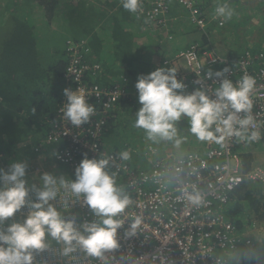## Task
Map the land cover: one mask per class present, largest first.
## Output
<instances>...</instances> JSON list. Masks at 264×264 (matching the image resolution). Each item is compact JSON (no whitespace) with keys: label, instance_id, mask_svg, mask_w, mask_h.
<instances>
[{"label":"built area","instance_id":"2783aa9c","mask_svg":"<svg viewBox=\"0 0 264 264\" xmlns=\"http://www.w3.org/2000/svg\"><path fill=\"white\" fill-rule=\"evenodd\" d=\"M176 1L192 21L202 29L207 27L208 22L198 8L197 0ZM141 4L142 11L131 14L145 24L143 31L168 32L169 3L141 0ZM212 16L219 26L225 24L226 20L216 16L215 11ZM65 44L68 60L62 77L65 88L80 90L93 107V113L87 123L73 125L64 116L63 109L68 102L64 93L56 118L45 123L48 135L34 151L19 159L0 153V189L11 186L3 177L11 175L14 163H22L25 176L21 179L28 193L22 209L0 222V231H6L12 223L23 224L36 210L32 204L41 202L38 192L45 190L43 176L48 174L56 181L50 186L56 193L55 198L48 204L55 208L61 219L72 223L76 234L87 237L89 233L85 226L100 223L101 218L86 203L85 194H77L70 187L75 182L72 175L76 178V169L87 158L106 160L104 171L113 177L122 196L130 200L123 212L113 217L122 222L116 232L117 246L93 255L77 240L67 243L46 231V247L28 250L33 257L32 264H227L230 255L239 247L253 248L254 240L249 239L247 231L237 232L226 216V208L233 193L243 185H264V168L259 165L246 168L243 160V153L250 148L247 146L264 138V54L248 51L234 59L222 57L214 50L192 46L180 51L173 59L165 60L164 64L175 68L177 80L184 84L182 90H176L178 94L203 91L214 101L218 99L216 92L224 79L235 86L245 74L254 77L256 84L249 94L251 109L235 113L237 120L251 117L252 122L243 128L239 123L233 124V129L241 131L242 137L218 133L224 136L223 141L208 146L205 152L193 148L187 153L177 150L158 155V149L149 146L151 153L147 156L151 158L152 166L149 170H141L132 167L129 159L122 158L121 154L128 150L116 148L110 151L104 141L109 120L119 110V104L131 94L126 75L120 77L123 84L113 88L96 84L93 79L102 74L105 67L91 59L89 41L68 38ZM224 67L229 71L217 77L215 73ZM132 88V98L138 97L137 89ZM228 111L235 110L229 107ZM227 115L224 113L225 118ZM253 132L259 133L258 139H251ZM46 165L48 169L44 170ZM62 166L72 169L69 173L62 172L64 180L52 173ZM192 195H199L198 203L189 199ZM137 220L139 223L133 229Z\"/></svg>","mask_w":264,"mask_h":264},{"label":"trees","instance_id":"16d2710c","mask_svg":"<svg viewBox=\"0 0 264 264\" xmlns=\"http://www.w3.org/2000/svg\"><path fill=\"white\" fill-rule=\"evenodd\" d=\"M43 1H47L48 5L50 3L54 5L56 2V0ZM165 1L169 3L175 0ZM233 1L197 0V6L208 24L202 29L189 18L190 22L194 23L191 33L195 32L197 35L208 33L213 36L216 31L228 30L230 35L234 34L235 45L238 47L237 49L233 45L229 47L227 50L229 57L239 58L248 51L253 54L261 52L264 54V45L251 44L245 34V27L248 29L249 23H253L252 15H243L241 12L245 0H240L236 4H232ZM12 2L16 7L17 2ZM225 2L234 10V15L230 20H226L223 26H219L212 13L217 3ZM169 5L170 11L177 7L174 3ZM121 8L124 18L113 21L110 27L112 36L107 34L100 37L95 30L96 24L102 25L106 19L107 11L102 6L96 4L88 6L81 1L80 5L71 11L70 17L62 16L61 25L68 26L74 39H87L92 49V56L94 52L95 59L105 67L102 74L93 79L96 84L113 88L116 84H123V79L120 77L125 74L128 80L126 84L135 87L139 76L148 75L158 68H169L164 64L168 57L165 60L161 57H152L151 52L162 51L168 54L171 51L177 53L174 50L187 49L191 45H198L202 49L213 46L207 35L203 37V41H191L174 50H168L166 38L163 36L155 41L157 43H150L146 36L136 34L135 31V33L131 32L132 28L128 24L126 26L128 30L124 29L123 22L132 19L128 20L131 13ZM15 10L19 9L12 8L11 13H5L4 6L0 4V153L13 155L19 159L34 151L40 141L48 135L49 130L45 127V123L56 118L61 106V99L66 90L62 77L68 60L65 53L66 44L63 46L66 39L63 33L51 30L49 33L47 30L39 32L37 28L39 25H36L32 16H24L23 13ZM100 16L102 18L97 21L95 18ZM185 16L189 17L188 13L185 12ZM102 28L110 30L104 25ZM133 46L136 47L135 51ZM46 53L47 55L44 56ZM155 57L156 62L150 63ZM117 63L121 64L122 68ZM224 69L225 67L220 71L223 72ZM141 107L138 97L119 104V110L114 113L115 116L107 125L104 139L106 144L114 135L129 134V132L133 135L134 131L143 129L136 127L135 119ZM186 123V118L174 122L176 130L183 134L180 140H184ZM122 127L123 130L119 131ZM210 130L213 131L212 128ZM243 159L249 168L252 155L250 153L243 155ZM226 216L239 234L245 231L253 234L257 231L260 228L257 223H264V185L246 184L237 189L226 208ZM254 245L256 247L241 253L233 264H264V242Z\"/></svg>","mask_w":264,"mask_h":264},{"label":"clouds","instance_id":"9594fccd","mask_svg":"<svg viewBox=\"0 0 264 264\" xmlns=\"http://www.w3.org/2000/svg\"><path fill=\"white\" fill-rule=\"evenodd\" d=\"M121 4L130 13L142 11L141 0H121ZM185 12L187 13V11ZM215 15L223 17L224 20H230L234 15V10L226 2L217 3ZM149 33L159 35V33ZM165 33H167V38L172 36L170 29ZM192 46L198 45H191L187 49ZM200 49L202 48L200 47ZM206 49L216 52L214 46ZM164 56L165 53L158 52L157 57L165 60L167 57L164 58ZM225 58L232 57L227 55ZM167 59L170 60L171 58L168 57ZM154 62H156V58ZM228 71L229 69L225 68L223 72H216L215 75L221 77ZM211 75L210 71L209 76ZM255 84V78L247 74L235 86L230 80L224 79L216 92L218 99L214 101L210 100L203 91H196L189 95L178 94L176 90H182L184 84L177 80L176 69L158 68L148 75L139 76L135 84L134 88L138 91V101L142 105L137 113L136 127L145 129L149 138L158 136L162 139L171 140L177 132L174 122L182 116H186L185 118L190 120L187 124L186 133L191 134L195 141L201 140L198 142L197 148L205 152L208 146L223 141L224 136H219L218 133L223 132L228 136L242 137V132L234 130L233 124L239 123L243 128L252 122L251 117L237 120L235 113L247 112L251 109L252 103L249 94ZM132 89H130L131 94L128 99L132 98ZM65 95L68 102L63 109L64 116L73 125L79 126L87 123L93 113V107L87 103L82 92L66 89ZM229 107L235 111L229 112ZM226 112L228 115L225 118L224 113ZM213 124H217V127L214 128ZM211 128L214 132L210 130ZM181 137L180 135L176 143H181L183 149L187 143L185 139L180 140ZM258 137L259 133L257 132H253L251 135L253 140L258 139ZM253 147L257 146L253 145ZM248 153L252 154V151L247 149L243 155ZM121 155L125 160L129 158L127 152ZM107 163L106 160L83 159L76 169V181L70 185L73 192L85 194L86 203L94 210L95 215L101 218L100 223L85 226V231L89 233L87 237L76 234L72 223L61 219L55 208L48 204L49 200L55 198L56 193L50 186L54 185L56 181L51 175L45 174L43 176L45 190L38 192V199L41 202L32 204L36 210L26 218L23 224L12 223L6 231H0V264H32L33 257L28 250H41L46 247L44 243L46 231L50 236L63 239L67 243L77 240L93 255H100L102 249L115 248L117 246L116 232L122 222L113 217L123 212L130 200L127 196H122L120 190L115 187L113 177L104 171ZM24 176L25 165L14 163L11 175L3 177L4 180L11 183V186L0 189V222L13 217L25 205L28 193L25 182L21 179ZM60 182L61 184L64 183L63 180ZM189 199L198 203L200 197L199 195H192ZM46 205L47 207H45ZM138 223L139 220L132 225L133 229ZM251 249L247 246L239 247L230 255L227 264H233L234 261L238 260L241 253Z\"/></svg>","mask_w":264,"mask_h":264},{"label":"rangeland","instance_id":"374dc122","mask_svg":"<svg viewBox=\"0 0 264 264\" xmlns=\"http://www.w3.org/2000/svg\"><path fill=\"white\" fill-rule=\"evenodd\" d=\"M32 1H35V3L42 9L41 10L38 8L36 10V14L43 13L42 16L37 15L39 18L47 17L49 15V13L46 12V9L48 7L47 1L42 2V0H18L16 1L17 2L16 8L19 9L20 13L26 14L30 10ZM236 1H240V0H234L232 4H234ZM169 3H174L177 6L171 9V11L168 14V21H167V25L170 31L178 35L173 40V42L175 43L174 46L175 48L183 47L186 44L190 43L191 41H203V37L206 35L209 42H213V46L216 52L222 57L227 56V50L231 45H233L236 49L238 48L235 45L236 39L234 37V34L230 35V31L228 30L223 29L216 31L213 35L214 37L208 35V33H203L200 35H197L195 32L191 33V29H193L194 23L186 22L183 19L184 18L183 12H185V10L181 6H179L176 0ZM0 4L4 6V12L6 13L9 9L8 2H5V0H0ZM242 7L243 9L241 10V12L243 15L250 14L253 17V23H249L248 29L247 27H245L246 29L245 34L247 35L249 42L256 46H263L264 45V0H245V2L243 1ZM7 13H9V11ZM137 22L141 23L140 30L144 29L145 24H142L141 20L139 19H137ZM140 30L138 29V31ZM148 33L149 32L145 33L146 38H148L149 40L148 42L152 41L154 43L155 41H157V39H159L160 36L167 37L166 33H162L155 36H150L148 35ZM149 36L152 38H149ZM252 38L253 40L251 41ZM92 58L93 57H91V59ZM170 58L173 59V57ZM150 63H153V61H151ZM185 117L186 116H182L181 118H185ZM135 119H137V117ZM189 122L190 120H187L186 124H188ZM121 130H123V127L119 129V131ZM134 132H135L134 136L136 137L135 141H133V135H131L130 132L129 134L124 133L120 135H114L112 138L108 139L109 143L107 142V148L110 151L114 150L115 148L128 150V157H129L128 159L132 167L141 170H147L152 166V164L150 166L151 158L147 156V154L151 153L149 146L158 149V155H163L164 152L161 150V147L164 146L163 148L167 149L168 145H173L174 142L177 139H179L180 136L179 133L176 132V136L173 139L168 140V139H162L158 136L155 138H149L148 133L145 129H139ZM185 134H186V141L188 142L193 136L189 133H185ZM144 144L147 146V148H144ZM255 145L257 147H253L252 144L247 146V148L251 147L249 149L254 154L252 157L251 164L253 163L254 166L259 165L261 167H264V141L259 142ZM178 146L182 152L181 143H179ZM173 148H176V144L174 145ZM257 224L260 225V228L262 229L260 230L259 228L253 234L252 233H248V234L250 235L249 239L254 240V243L258 245L264 242V223L263 224L257 223Z\"/></svg>","mask_w":264,"mask_h":264},{"label":"crops","instance_id":"0c3cea01","mask_svg":"<svg viewBox=\"0 0 264 264\" xmlns=\"http://www.w3.org/2000/svg\"><path fill=\"white\" fill-rule=\"evenodd\" d=\"M12 1H18V0H5V2H8V11H9V13H11V9L12 8H16V7H14L13 6V2ZM81 1H83V2H85L88 6L89 5H93V4H96V5H99V6H102V7H104V9H106V19L103 21V23H102V25H104V26H106V27H108V29H110V30H107V29H103L102 28V25H99V24H96V27H95V30H96V32L99 34V36L100 37H103V36H107V34H109L110 36H112V34H111V26L113 25V21L115 20V19H120V18H124V15H123V12H122V4H121V0H63V1H61V0H56V2H55V4L54 5H52L51 3L48 5V7H47V9H46V12L47 13H49V15L47 16V17H43V18H39L37 15H39V16H42V14L43 13H37L36 14V10L39 8V9H41L36 3H35V1H32L31 2V7H30V10H29V12L28 13H26V14H24V16H32L33 17V19L35 20V23H36V25H39V26H37V28L39 29V32H43V31H46L47 30V32L49 33V30H51V31H55V32H59V33H63L64 34V37L66 38L65 39V41H64V43H63V46H64V44L66 43V40L68 39V38H72V39H74L73 37V35L69 32V28H68V26H66V27H63L62 25H61V22H62V16H71V11L73 10V9H75L77 6H79L80 5V3H81ZM100 9V8H99ZM42 10V9H41ZM7 11V12H8ZM15 11H19V10H15ZM20 13V12H19ZM187 15V14H186ZM183 16H184V20L186 21V22H190V20H189V17H187V16H185V12H184V14H183ZM93 18H95V17H93ZM102 18V16H100L99 18H95L97 21H99L100 19ZM129 19H132V20H130V21H124L123 22V27H124V29H126V30H128L127 28H126V26H127V24H128V26H130L132 29H130V31L131 32H133V33H135L136 32V34H140V35H143V36H145V33H147V32H144L143 31V29L142 30H140V25H141V23H139V22H137V19H135V17L134 16H128V20ZM43 21V22H42ZM63 27V28H62ZM46 28H48V29H46ZM138 29L140 30V31H138ZM135 31V32H134ZM71 35H70V34ZM148 35H150V36H155V35H153V34H150V33H148ZM149 36V38H152V37H150ZM176 36H178L177 34H175V33H172V38H167V37H165L166 38V40H165V42H167L166 43V45H167V47H168V50H174V49H177V48H175L174 46H175V43L173 42V40H174V38L176 37ZM79 40V39H83V38H75V40ZM150 43H153L152 41L150 42ZM155 43H157V42H154L153 44H155ZM136 44H137V42H136ZM189 44V43H188ZM63 46H62V48L61 49H63ZM113 47H114V45H113ZM133 50L135 51L136 50V47L135 46H133ZM174 51H176L177 53H173L172 51L171 52H169L168 54H165V56H164V58L165 57H175L178 53H179V51H180V49H178V50H174ZM158 52L159 51H156V52H151L152 53V57L153 56H158ZM47 55V53L44 55V56H46ZM93 58H92V60L94 61H97L96 59H95V57H94V52H93V56H92ZM155 57V58H156ZM155 60V59H154ZM118 65H119V67L120 68H122V65L121 64H119V63H117ZM130 82V81H129ZM131 88H132V86H130ZM134 98V97H133ZM177 131V133H179V135H181V136H183V134H181V132L177 129L176 130ZM186 133V132H185ZM133 135H135V132H133L132 133ZM184 139H185V141H186V134H185V136H184ZM136 140V137L135 136H133V141H135ZM199 141H201V140H199V139H197L196 141L193 139V138H191L188 142L186 141V143H187V145H185L184 147H183V149H182V153H187V152H189V150H192L193 148H197L198 146V142ZM170 142V141H169ZM168 142V143H169ZM176 144V148H173L174 147V145ZM60 146V145H59ZM147 146L144 144V148H146ZM164 146H162L161 147V150L163 151V152H165L166 150H170V151H177V150H180V148H179V146H178V144L176 143V141L174 142V144L173 145H168V148L166 149V148H163ZM203 147V146H202ZM252 155V157H253V153L251 154ZM147 158V157H146ZM252 165H253V163H252ZM150 166H151V163H150ZM151 168V167H150ZM149 168V169H150ZM44 170H47L48 169V166L46 165L44 168H43ZM148 169V170H149ZM71 168L69 167V166H62V167H59V168H57L54 172H52L56 177H59V178H61V179H66L65 177H62V172H64V173H69V172H71ZM106 172V171H105ZM72 177L74 178V181H76V178H75V176L74 175H72Z\"/></svg>","mask_w":264,"mask_h":264}]
</instances>
